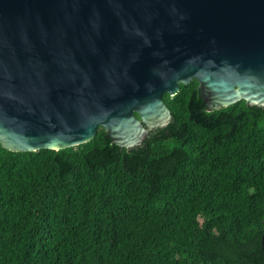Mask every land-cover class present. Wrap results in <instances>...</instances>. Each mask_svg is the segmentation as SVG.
Returning a JSON list of instances; mask_svg holds the SVG:
<instances>
[{
	"label": "trees",
	"instance_id": "16d2710c",
	"mask_svg": "<svg viewBox=\"0 0 264 264\" xmlns=\"http://www.w3.org/2000/svg\"><path fill=\"white\" fill-rule=\"evenodd\" d=\"M141 146L0 144V264H264V107L208 112L199 82Z\"/></svg>",
	"mask_w": 264,
	"mask_h": 264
},
{
	"label": "water",
	"instance_id": "95a60500",
	"mask_svg": "<svg viewBox=\"0 0 264 264\" xmlns=\"http://www.w3.org/2000/svg\"><path fill=\"white\" fill-rule=\"evenodd\" d=\"M199 82L208 112L264 107V0H0V144L132 149Z\"/></svg>",
	"mask_w": 264,
	"mask_h": 264
}]
</instances>
